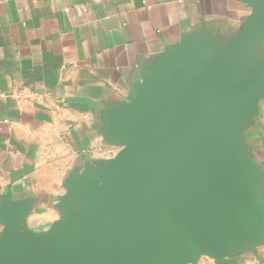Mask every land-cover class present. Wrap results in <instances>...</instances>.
I'll return each instance as SVG.
<instances>
[{
  "label": "crops",
  "instance_id": "1",
  "mask_svg": "<svg viewBox=\"0 0 264 264\" xmlns=\"http://www.w3.org/2000/svg\"><path fill=\"white\" fill-rule=\"evenodd\" d=\"M247 0H0V238L10 206L23 205L18 231L49 238L81 212L83 185L127 145L174 80L195 86L244 30ZM264 62V41L244 66ZM263 90L246 106L222 103L188 147L199 191L236 184L264 216ZM209 246L186 264H264V226L228 203L214 211ZM167 264H175L172 261Z\"/></svg>",
  "mask_w": 264,
  "mask_h": 264
},
{
  "label": "water",
  "instance_id": "2",
  "mask_svg": "<svg viewBox=\"0 0 264 264\" xmlns=\"http://www.w3.org/2000/svg\"><path fill=\"white\" fill-rule=\"evenodd\" d=\"M252 13L244 30L224 49L190 94L184 84L196 59L165 99L136 130L121 126L127 145L105 168L101 186L83 185L75 204L81 212L52 236L21 234L23 205L10 206L0 238V264H186L209 246L214 211L234 204L264 226V216L238 195L236 184L217 183L199 191L188 168L187 149L224 102L246 106L262 90L264 62L242 81L244 66L264 41V0H247Z\"/></svg>",
  "mask_w": 264,
  "mask_h": 264
}]
</instances>
